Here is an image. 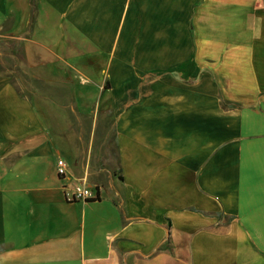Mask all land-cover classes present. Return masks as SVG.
<instances>
[{
	"label": "crops",
	"instance_id": "0c3cea01",
	"mask_svg": "<svg viewBox=\"0 0 264 264\" xmlns=\"http://www.w3.org/2000/svg\"><path fill=\"white\" fill-rule=\"evenodd\" d=\"M0 264H264V0H0Z\"/></svg>",
	"mask_w": 264,
	"mask_h": 264
},
{
	"label": "built area",
	"instance_id": "2783aa9c",
	"mask_svg": "<svg viewBox=\"0 0 264 264\" xmlns=\"http://www.w3.org/2000/svg\"><path fill=\"white\" fill-rule=\"evenodd\" d=\"M54 170L57 176H62L65 172V162L61 158H57L54 163ZM65 198L67 200H87L93 198L89 189L84 185H78L70 189L66 194Z\"/></svg>",
	"mask_w": 264,
	"mask_h": 264
},
{
	"label": "trees",
	"instance_id": "16d2710c",
	"mask_svg": "<svg viewBox=\"0 0 264 264\" xmlns=\"http://www.w3.org/2000/svg\"><path fill=\"white\" fill-rule=\"evenodd\" d=\"M29 2H32V0H29ZM32 12H33V11H32V8H31V18H32Z\"/></svg>",
	"mask_w": 264,
	"mask_h": 264
},
{
	"label": "rangeland",
	"instance_id": "374dc122",
	"mask_svg": "<svg viewBox=\"0 0 264 264\" xmlns=\"http://www.w3.org/2000/svg\"><path fill=\"white\" fill-rule=\"evenodd\" d=\"M63 157V156H62ZM64 158V157H63Z\"/></svg>",
	"mask_w": 264,
	"mask_h": 264
}]
</instances>
